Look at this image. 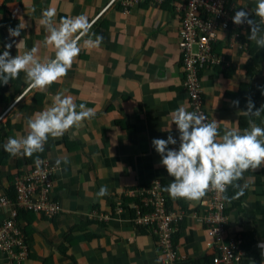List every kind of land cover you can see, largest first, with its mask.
Masks as SVG:
<instances>
[{
	"label": "crops",
	"instance_id": "obj_1",
	"mask_svg": "<svg viewBox=\"0 0 264 264\" xmlns=\"http://www.w3.org/2000/svg\"><path fill=\"white\" fill-rule=\"evenodd\" d=\"M110 1L0 0V54L12 43L13 56L36 47L41 61L53 59L54 49L45 45L48 33L40 24L49 7L57 11V24L61 18L78 15L93 20L62 81L39 91L21 72L8 85L0 84V197L15 199L17 174L44 157L55 168L51 197L61 206L52 218L21 212L29 245V258L22 264H162L155 233L134 222L133 204L153 181L160 180L162 189L172 182L152 140L168 135L178 140L172 113L179 107L193 112L179 45L182 2H142L126 8L125 0H117L98 16ZM256 4L257 0H229L228 7L249 6L254 18ZM19 24L26 26L20 36L9 37L8 28ZM260 27L264 34V25ZM249 32L250 28L244 33L247 47L239 49L229 46L228 31L220 30L214 52L223 56V62L201 71L207 114L221 135L229 128L243 132L250 122L264 127V111L260 117L243 112L248 97L256 108L264 105V48L249 40ZM95 36L103 37L98 48L83 46L84 39ZM20 40L23 43L16 47ZM58 93L72 96L78 111L80 104L93 109L94 117L60 138L49 137L42 153L10 156L4 150L8 139L26 136L27 120L50 106ZM237 99L239 108L232 106ZM169 147L178 148L179 141ZM238 183L247 187L242 196L227 201L226 235L243 236V263L264 264V248L259 246L264 245V166L245 172ZM105 185L108 195L98 197ZM238 191L229 186L225 195L232 198ZM164 193L171 210L183 211L174 236L178 253L190 263L210 262L216 247L202 219L206 210L201 203ZM92 211L105 218H87Z\"/></svg>",
	"mask_w": 264,
	"mask_h": 264
},
{
	"label": "clouds",
	"instance_id": "obj_2",
	"mask_svg": "<svg viewBox=\"0 0 264 264\" xmlns=\"http://www.w3.org/2000/svg\"><path fill=\"white\" fill-rule=\"evenodd\" d=\"M255 15L260 18L259 23L249 18L247 11L240 9L235 12L232 22L235 25L247 24L250 28L249 40L254 41L257 47L264 48V34L260 27L264 24V0H257ZM56 16V9L49 7L42 12L40 19V24L48 33L45 45L54 49L55 57L41 61L36 47L13 56L10 52L13 45L8 43L0 54V84L8 85L10 80L17 79L24 72L26 82L33 89L44 91L67 76L81 52L80 41L89 35L92 24L84 15L64 17L57 24ZM25 27L24 24L16 28L9 27V37H19ZM102 41V36H95V39H84L83 46L98 48ZM22 43L20 40L16 47ZM239 103L238 99L233 100L232 106L239 108ZM262 111L264 105L256 108L254 101L250 97L246 98V110L243 111L246 115L260 117ZM94 115V110L86 108L84 104L79 105L78 111L72 96L58 93L51 97L50 106L27 120V135L9 138L4 150L13 158H30L43 152L49 137L60 138L72 129H79ZM172 124L179 133L178 140L172 135H168L167 139L152 140L155 151L161 157V165L172 178V182L163 189L172 199L206 203L205 197L209 192L223 195L231 186L239 191L232 198L224 196L230 203L231 199L244 194L247 185L238 183L243 180L244 173L264 166V127L250 122V127L243 132L239 128H229L221 135L216 121L208 123L206 117L184 107L172 113ZM178 141V148L169 147L177 145ZM41 163L37 157L35 164L38 169ZM56 163L58 166L60 161ZM106 195L107 186H101L97 196ZM259 246L264 248V245Z\"/></svg>",
	"mask_w": 264,
	"mask_h": 264
},
{
	"label": "built area",
	"instance_id": "obj_3",
	"mask_svg": "<svg viewBox=\"0 0 264 264\" xmlns=\"http://www.w3.org/2000/svg\"><path fill=\"white\" fill-rule=\"evenodd\" d=\"M117 0H111L99 13L100 16ZM165 0H125L124 6L131 8L142 2L163 3ZM178 13L181 14L180 49L184 80L193 112L206 117L211 123L203 99L201 71L207 65H218L223 62V56L214 52V45L219 39V31H228L229 46L239 49L247 47L244 33L249 28L247 24L235 25L232 17L235 12L243 9L252 17L249 6L232 10L229 0H181ZM256 23L260 18L254 16ZM90 21V23H92ZM264 25V24H261ZM25 94V93H24ZM23 94V95H24ZM42 161L39 169L35 162L28 169H22L16 176V198L8 195L0 197V264L8 260L10 264H22L29 258V245L20 221L21 212H33L39 216L52 218L59 214L61 206L51 197L52 175L54 167L47 158ZM206 203H201L206 213L202 216L208 228L211 244L216 247V255L205 264H246L243 263L244 251L242 235H226L227 201L225 194L209 192ZM12 210L2 218L4 210ZM134 222L150 227L157 238V245L162 256V264H194L182 258L174 242L177 225L183 218V211L171 210L166 204V196L160 180L153 181L142 192L133 204ZM10 210V209H9ZM89 219L105 218V215L92 211Z\"/></svg>",
	"mask_w": 264,
	"mask_h": 264
},
{
	"label": "trees",
	"instance_id": "obj_4",
	"mask_svg": "<svg viewBox=\"0 0 264 264\" xmlns=\"http://www.w3.org/2000/svg\"><path fill=\"white\" fill-rule=\"evenodd\" d=\"M0 137H2V132L0 131ZM16 190V189H15Z\"/></svg>",
	"mask_w": 264,
	"mask_h": 264
}]
</instances>
